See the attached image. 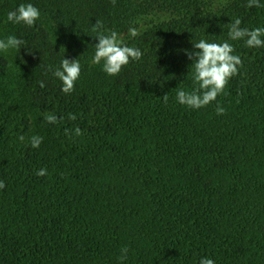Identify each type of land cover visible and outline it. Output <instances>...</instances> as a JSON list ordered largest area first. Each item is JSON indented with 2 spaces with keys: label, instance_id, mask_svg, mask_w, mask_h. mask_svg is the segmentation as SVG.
I'll use <instances>...</instances> for the list:
<instances>
[{
  "label": "trees",
  "instance_id": "16d2710c",
  "mask_svg": "<svg viewBox=\"0 0 264 264\" xmlns=\"http://www.w3.org/2000/svg\"><path fill=\"white\" fill-rule=\"evenodd\" d=\"M22 3L40 11L32 27L7 21ZM246 4L0 0V39L25 42L0 52V264H120L125 246L123 264H264V47L227 35L235 18L264 27V8ZM96 20L143 54L114 77L91 62ZM202 39L228 40L243 63L189 109L176 91L193 89L185 52ZM62 58L81 66L70 95L52 74Z\"/></svg>",
  "mask_w": 264,
  "mask_h": 264
},
{
  "label": "clouds",
  "instance_id": "9594fccd",
  "mask_svg": "<svg viewBox=\"0 0 264 264\" xmlns=\"http://www.w3.org/2000/svg\"><path fill=\"white\" fill-rule=\"evenodd\" d=\"M115 5L116 0H111ZM247 8L257 7L264 8V4L260 0H247L245 5ZM40 17V11L31 3L20 4L15 10L8 12L7 21L14 24H24L28 27L34 26L35 22ZM241 19L235 18L230 22L228 27V38L231 41L244 40L245 46L249 48L264 47V27H257L249 30L241 27ZM92 31L96 33L95 40L97 43L93 46L95 51L92 57V64L101 65V70L110 77H114L120 73L122 68L131 61H139L142 57V52L135 47L128 46L122 35L114 30H105L103 21L96 20L92 26ZM141 34V31L136 27L128 29V35L135 38ZM25 42L18 39L14 35H10L5 39H0V52H8L9 49L19 51ZM193 51L185 52L188 58L192 61V81L193 89L186 91L177 89L176 101L189 109H201L224 92L225 87L229 83L231 77L238 74L239 67L242 65V59L238 55H234L232 44L225 40L222 43L207 42L200 40L192 44ZM52 70V69H49ZM81 72V66L78 59L68 60L62 58L59 67L52 70V74L61 82V92L70 95L74 91L75 82L78 80ZM39 86L44 88V82L41 81ZM163 102L167 103L168 94L162 98ZM225 109L219 104L216 107V114L223 115ZM69 120H75L76 117L72 114L68 115ZM63 120L53 113L44 114V122L48 124H56ZM75 136L82 135V130L77 126L72 130ZM65 135L69 136V130H65ZM20 142L25 141V136L18 137ZM42 136L33 135L28 138L27 142L33 149L38 148L43 142ZM38 177L47 175V169L41 168L36 172ZM5 184L0 181V189H3ZM118 257L120 264L127 259L128 248L125 246L120 250ZM199 264H214V261L208 257L200 259Z\"/></svg>",
  "mask_w": 264,
  "mask_h": 264
}]
</instances>
